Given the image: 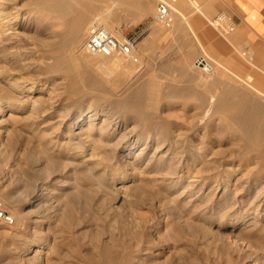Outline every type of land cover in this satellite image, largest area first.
<instances>
[{
    "label": "rangeland",
    "instance_id": "374dc122",
    "mask_svg": "<svg viewBox=\"0 0 264 264\" xmlns=\"http://www.w3.org/2000/svg\"><path fill=\"white\" fill-rule=\"evenodd\" d=\"M106 1H100L97 12L109 15V24L118 38H137L134 56H115L122 58V66L104 72L98 70V64L107 59L89 53L93 68L83 73L79 91L71 94L66 92L70 76L53 69L61 52L58 43L63 26L59 19L38 10L35 0L5 3L7 10L20 14V22L28 27L21 28L26 33L17 45L13 43L16 46L9 44L20 59L18 63L12 52L6 55L0 50V201L13 214L14 210L32 208L25 187L43 184L48 193L43 200L44 222L38 227L42 236L39 238L45 243L36 246L27 241L26 225L35 226L28 217L13 226L0 221V264H264V205L258 207L252 202L256 191L264 187V176L248 191L250 176L264 175L258 165L237 157L234 166L239 168L229 179L218 164L210 169L212 175L205 171L208 176L204 172L202 178L197 176L198 180L192 182L194 175L168 174L174 170L169 162L151 165L154 140L142 148L148 134L153 136L159 131L164 138L167 134L173 139L188 135L197 145L213 140L215 149L227 151L222 154L237 149L229 140L231 129L226 112L211 108L207 114L209 98L218 92L231 95L234 91L232 95L237 98L247 93L234 74L233 65L241 61L247 65V69L240 70L242 74L253 70L257 77L264 76V70L248 59V54H252V59L260 64L256 58L258 49L252 45L234 48L227 59L204 47L190 59L178 53L183 47L171 31L179 18L177 13L170 27L154 15L162 0H136L135 6H128L130 10H125V5L124 9L108 7ZM148 1L150 11L142 12ZM195 1L193 8L200 4ZM124 10L127 14L131 11V17ZM185 15L189 20V15ZM219 16L223 17L220 26L212 21ZM91 19L86 20L87 26ZM208 20L226 39L233 32L231 20L219 12L208 14ZM87 35L76 45L77 53L89 52L84 46ZM1 46L2 40L0 49ZM200 55L207 57L210 68L196 64ZM7 75L19 79L25 76L36 84L37 91L27 92L10 84ZM140 99L156 103L151 107L153 118L149 124L141 120V111L135 107ZM34 101L40 107L39 113L32 110ZM52 101L53 112L42 115ZM89 108H95L101 118L111 114L127 117L129 127L135 134L143 133V139L129 155L122 150L117 158L91 165L86 171V162L79 163L80 157L74 156L72 147L66 143L52 145L47 139L60 136L64 130L58 129V118L64 110L78 115L88 113ZM188 168L196 167H183L185 171ZM119 189L121 198L115 201ZM203 229L208 233L204 234Z\"/></svg>",
    "mask_w": 264,
    "mask_h": 264
},
{
    "label": "bare ground",
    "instance_id": "6f19581e",
    "mask_svg": "<svg viewBox=\"0 0 264 264\" xmlns=\"http://www.w3.org/2000/svg\"><path fill=\"white\" fill-rule=\"evenodd\" d=\"M6 1L7 0H0V42L2 40V46H1L2 49H0V50H1V53L3 52L6 55H8L12 52L13 60L16 63H18L20 61V59H19V57H17V55H16L17 53H13V50H11V48H10L11 45H9V44L11 43L13 45V43H16V45H17V42L26 33V31L24 32L21 28L28 27V24H24V23L20 22V20H19L20 14L19 15L17 13L13 14L14 12L12 13L9 10H7ZM100 1L101 0H35V4H36L35 7L38 10L47 11V12L51 13L52 15H54L56 18L59 19L60 24L63 26L62 38L60 37L61 38L60 42L59 43L57 42L58 46L62 50L61 49L59 50L61 52L59 53V55L56 58L55 64L53 65V69L63 71L70 76V78H71L70 82L71 83L69 84V86L66 89L67 93L71 94V93L78 92L79 91L78 86L83 81V73L85 71H90V69L93 68V61L91 60L92 56H91V54H89L91 52H88V53L86 52V53L80 54L79 52L77 53V51L75 50L76 45L79 44L82 41L83 37L88 34L90 27L93 25H96V24L102 25V26L106 27L107 29H109L113 34H115L111 28V25L109 24V15L107 13L97 12V10L100 8ZM162 1H166L170 5L172 10H174V13L175 14L177 13L179 18L187 19V16L185 15V12H184V10L182 8V4H181V1L183 2V0H162ZM135 2H136V0H107L106 4L108 5V7H111V6H121L122 7L123 5H125L126 6V7H124L125 10H130L128 8V6H133V5L135 6V4H134ZM190 3L191 2H188V3L186 2V4H188V5ZM194 3H196V1ZM150 4H151V1H148L147 5H146L148 7L143 8L144 11H142V12H149L150 8H151ZM115 9H116V7H115ZM198 9H199V7H198ZM125 10H124V13L127 15V17H128V15H129V17H131L130 12L133 10L131 9V11H129V14H127L128 11L126 12ZM151 10H153V9H151ZM110 11L111 10H109V12ZM201 12H202V10H201ZM133 13H134V11H133ZM156 13H157V11L154 13V15ZM89 18H92V19H91L89 25L87 26L86 20ZM207 18H208V16H207ZM221 20H223V17L219 16L212 21L215 25L220 26ZM16 45H13V46H16ZM54 51H55V49H54ZM259 51H261V50H259ZM93 56H94V54H93ZM103 57H105L104 59H107V60H104L100 64H98L99 69L98 68L97 69L100 71L111 72L112 70L119 67L120 65L122 66V64H123L122 58H114L115 56H103ZM252 58H253V55L248 54V59L250 60L251 64L253 66L258 67L259 69L264 70V64H262L264 62V52H260L257 54L256 58L260 64H258ZM2 59L6 60L7 56L6 57L3 56ZM23 62H24V60H23ZM234 63H235L233 65V67L235 68L234 74H236L237 78H239V80L241 82H243L244 85H242V84L241 85H242V87L243 86L246 87L248 92L243 94L242 96L238 95L239 96L238 98L235 97V95H232L234 91H232V93H231L232 96L228 93L224 94V93L220 92V94H219V92L218 93H212L211 92L212 95H210V98L208 97L209 102H210V108H208L207 114H209V111L211 110V108H213L215 111L222 110L223 112H226L227 119L226 118L225 119L227 120V125L231 129L230 134H229V140L234 144V146H237V149L233 148V150H231L229 153L222 154V152L224 150L218 151L217 149H215L213 146V143H214L213 140L203 141L202 144L197 145L196 143L191 142V139H189L188 135L182 136L183 135L182 134V135H179L178 137H175L174 139H173V137H171L172 138L171 139L170 138L171 135H169V134H167L166 136L164 135L165 136V138H164L163 135H161V133L159 131H156L153 136H152L153 133L148 134V136H147L148 141H147V143H145V146L142 147L143 149L146 147H149L148 146L149 142H151L153 140L156 142L155 148H154L153 152H151L150 158H149L152 166L155 167V166H158L159 164H161L163 162L164 163L169 162L170 163L169 165L170 166L172 165V168L174 170L168 171V174L172 173V172L176 173V174H180L181 172H185L188 175L191 174V175L195 176V179L190 180L192 182L194 180L195 181L198 180V178L196 179L197 176H200V178H202L205 171L206 172L209 171L208 175L211 174L210 171L213 170L212 168H215L214 166H217L218 164L222 165L221 171L229 179L231 176L234 175V172L237 171V169L239 168V167L234 166L235 160H236L235 158H237V157L245 160L244 162L255 163L256 165H258L257 169L264 172V76L260 75L257 77L253 73V70H248L246 72L244 71L245 74H242V72H240V70L247 69V65L242 63L241 61L240 62L235 61ZM23 64H25V63H23ZM206 68H210V66L206 67ZM122 75H124V74L122 73ZM128 75H129V73H128ZM5 78H8V80L10 81V84L17 85V86L21 87L22 90H24V91H27V92L37 91V89L35 88L36 84H33L34 82H32L28 79L26 80L25 76H24L25 80H23L24 79L23 77H22L23 79H19L21 77L17 78L15 75H10V76L5 77ZM244 87H243V89H244ZM228 88H230V87H228ZM246 88H245V90H246ZM223 89L226 90V88H223ZM225 90L223 92H225ZM230 90H231V88H230ZM56 92H58V91H56ZM59 92H61V91H59ZM64 95L65 94L63 93V96ZM53 97H58V96L54 95ZM54 104L55 103L53 102L48 108H45L44 110H42L43 111L42 115H48L51 112H53L52 108L54 107ZM134 104H135V107H137V109L139 108V110L141 111L139 114L141 120L144 121L146 124L147 123L149 124L153 118L152 117L153 114L151 113V107H153L154 105L156 106V103L154 104V101H152V100L144 103V101L140 99L139 102H136ZM33 109L35 111H37L38 113L40 112L39 111L40 107H38V105L35 101H34V105L32 107V110ZM89 109L90 110L88 111V113L84 114L83 112H81L78 115L72 114L70 110H66V111L64 110L65 112L63 111L61 114V117L58 118L60 120L58 129H61L62 127H64V130H62V132H60L61 133L60 136L47 139V140H49V142L51 144L53 143L52 145L60 144V143H66L69 145V147H72V149H74V151H75V152H73L75 154L74 156L80 157V159H78L79 163L86 162V167H87L86 171L90 170L91 165L92 166L93 165L99 166L100 164H102L107 159L111 160V159L117 158L118 152H121L122 150H127L126 153H128V155H129L131 153V151L135 148L136 144L143 139V133H139V134L136 133L135 134V130L131 129L129 127V124H128L129 120L127 119V117L126 118H124V117L120 118L119 116L114 117V114H111L109 116H107V114H106L107 117L101 118L100 114L97 112V110L95 108H89ZM110 111H111V109H110ZM44 119L46 121L47 117ZM46 122H48V121H46ZM224 124H226V123H224ZM46 125L47 124H44L43 126H46ZM228 126H227V128H228ZM36 127H37V125H36ZM222 127H224V126H222ZM37 128H39V125ZM225 129H226V127H225ZM224 132L225 133L227 132V134H228V131H224ZM200 135H202V134H200ZM44 136H46V134ZM115 137H117V138H115ZM114 138L116 140L112 143V140H114ZM182 142H183V146H181ZM72 149H70V150H72ZM142 152L143 151L141 150L140 153H142ZM225 152H227V151L225 150ZM225 152H223V153H225ZM87 153L89 154V156L86 157V155H88ZM43 156H44V154H43ZM74 161L75 160H73V162ZM185 164H189V165L191 164L192 166H195L196 168H194L192 170L190 168H188V170L185 171L184 170L185 168L183 169ZM166 165H168V164H166ZM203 167L204 168L206 167V168L201 170V168H203ZM210 169H212V170H210ZM80 173H82V172H80ZM192 173H195V174H192ZM213 174H214V172H213ZM252 174H254V173H252ZM205 175H207V173L204 174V176ZM252 176H250L251 178H250V180H248V181H250V186H248V191H251L253 189L254 185L257 184L259 179L264 175L258 174L254 178ZM74 184H75V182H74ZM262 187L256 191L257 194L254 196V199L252 200V202H254L258 207L261 205H264V194L263 195L261 194V193H264V187L263 188ZM46 188H48V187L46 186ZM46 188L43 186V184H36L33 188H31V186L25 187L24 190L29 195V198L27 201H28V203H30L32 205V208L25 210V211L23 209L21 212L15 211V210L12 211L13 215L15 217V221H16L14 225L18 224V222L21 218H26V217L30 218V222L35 223V226L26 225L27 227H25V228H27V229H26V235L25 236H27V238H28L27 241L30 242V244L33 242L34 243L33 245H36V246H41L43 243H45L42 241L43 240L42 238H39V236H40L39 233L41 231L39 232L38 227L44 222V220H43L44 218H42V217H44L45 214H43L42 208L44 207L43 203L45 201L43 202V200L45 197V193H48V192H45ZM98 189H99V187H98ZM193 189H195V188H193ZM198 190H200V189H198ZM119 191H120V189L117 192H115L116 196H114V198H113L115 201H118L121 198V196H118ZM224 191L225 192L227 191V187L224 189ZM5 199H8V197ZM9 201H11V200H9ZM70 217H71V215H70ZM64 219L66 220V218H64ZM77 222H78V220H77ZM71 224H69V225H71ZM205 230H204V234H206L205 232H207V230L206 231ZM40 237H42V236H40ZM38 250H40V249H38ZM40 258H41V256H40Z\"/></svg>",
    "mask_w": 264,
    "mask_h": 264
},
{
    "label": "crops",
    "instance_id": "0c3cea01",
    "mask_svg": "<svg viewBox=\"0 0 264 264\" xmlns=\"http://www.w3.org/2000/svg\"><path fill=\"white\" fill-rule=\"evenodd\" d=\"M185 1L191 3L188 5ZM193 1H181L189 20L176 19L171 30L179 46L183 47L178 53L191 59L204 47H209L219 57L228 59L234 48L244 49L251 45L261 50L258 53L264 52V0H196L200 2L199 9L197 6L193 8ZM209 11L211 14H223L234 24L233 32L227 39L208 24Z\"/></svg>",
    "mask_w": 264,
    "mask_h": 264
},
{
    "label": "built area",
    "instance_id": "2783aa9c",
    "mask_svg": "<svg viewBox=\"0 0 264 264\" xmlns=\"http://www.w3.org/2000/svg\"><path fill=\"white\" fill-rule=\"evenodd\" d=\"M155 17L164 26L170 27L174 21V10L166 1H160ZM231 24L234 26L233 23ZM84 46L87 51L97 55L132 57L137 47V38L127 36L118 38L106 27L96 24L90 27ZM195 62L202 67L211 66L205 55L198 56ZM0 221L9 226H13L16 222L14 215L2 201H0Z\"/></svg>",
    "mask_w": 264,
    "mask_h": 264
}]
</instances>
